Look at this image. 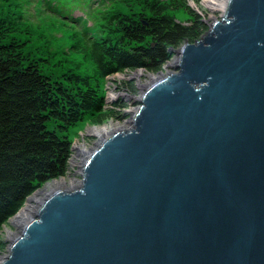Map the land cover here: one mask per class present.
Listing matches in <instances>:
<instances>
[{
	"label": "water",
	"instance_id": "1",
	"mask_svg": "<svg viewBox=\"0 0 264 264\" xmlns=\"http://www.w3.org/2000/svg\"><path fill=\"white\" fill-rule=\"evenodd\" d=\"M206 4L205 32L78 184L37 200L0 264H264V0Z\"/></svg>",
	"mask_w": 264,
	"mask_h": 264
},
{
	"label": "trees",
	"instance_id": "2",
	"mask_svg": "<svg viewBox=\"0 0 264 264\" xmlns=\"http://www.w3.org/2000/svg\"><path fill=\"white\" fill-rule=\"evenodd\" d=\"M30 1L73 27L68 47L33 25ZM189 1L0 0V254L7 248L1 231L27 198L67 175L70 130L126 117V102H108L103 82L137 70L160 73L174 48L205 32ZM180 9L187 20L176 17ZM76 56L93 67L83 69ZM117 84L137 93L134 81Z\"/></svg>",
	"mask_w": 264,
	"mask_h": 264
},
{
	"label": "rangeland",
	"instance_id": "3",
	"mask_svg": "<svg viewBox=\"0 0 264 264\" xmlns=\"http://www.w3.org/2000/svg\"><path fill=\"white\" fill-rule=\"evenodd\" d=\"M205 1L206 0H200L198 3H196L193 0L189 1V3L190 2L195 3V5L191 6V7L194 8V10L201 13L204 18H205V14L216 12V8H208ZM25 7L28 8L27 9V12H28L27 16L30 17L34 26H38L42 31H44L48 35L54 36L56 38L55 43L59 44V46L61 45L64 47H68L70 45V43H71L70 36L72 35V33L74 31L73 27L64 25L63 22L60 21V19L58 17H55L52 13H48V12L43 11V10L40 11V9H42V8L39 7L36 2L30 1V3L26 4ZM74 13H75V15L81 14V12L79 10H76ZM175 14H176V17L178 18V20H180V21H185L190 17L189 14L184 9H180V10L176 11ZM208 23L210 24L212 22H208ZM82 58L83 57H81V56H76V59H78V60H80ZM82 60H83V63H82L81 67L83 69H86V68L90 69L91 67H93V64L91 62H88L87 59L86 60L82 59ZM170 61L166 64V66L164 67V70L160 73H149V72H146L144 70H137V71L130 72L128 75L117 74L115 76H111L106 81V83L103 82V84H105V88H107L106 94H107V101L108 102L114 101L119 97L122 98L123 101L126 102L127 107L122 109V111H121V112H124L126 117L124 119L110 118V119L105 120L100 125H93L90 123H85V124L73 127L70 130V137L73 140V147L74 148L72 149V156L70 159V165H69L68 173L66 176L62 177L66 181L65 187H67V188L75 187L81 178L80 167H81L83 159L85 157H84V155H82V153L77 152L76 146L78 144H83L85 146V151H87V153H88L91 149L96 147V144L102 138L101 136L89 131V129L92 127H99V126L104 125V124H107L110 127L109 131H108L109 133H111L112 131L119 130V129L128 128L129 127L128 121H129L131 115L133 114V112L136 110V107L138 106V102L136 101V99L141 96L142 91L147 86H149L152 82H154L160 75H162L166 71ZM123 79H127L129 81H134V83L136 84V87H137V93H129L126 90L118 88L117 87L118 86L117 81L123 80ZM62 178H59V179H62ZM59 179H57V180H59ZM50 182H52V181H50ZM50 182H48V183H50ZM48 183L43 184L37 190L44 188L45 186L48 185ZM51 191L52 190H48V191H46V193L51 192ZM33 194H31V195H33ZM44 196H45V194L42 195V197H44ZM26 203H27V201L24 203L23 206H25ZM35 205H36V203L33 205V207ZM33 209L34 208H31V212H28V215L32 214ZM12 218L10 220L13 221ZM10 220L3 227L2 231H1V235L4 238V240L11 238L12 235H16L17 231H18L19 224L18 223L16 224L15 222L12 223V222H10ZM11 233H12V235H9Z\"/></svg>",
	"mask_w": 264,
	"mask_h": 264
},
{
	"label": "bare ground",
	"instance_id": "4",
	"mask_svg": "<svg viewBox=\"0 0 264 264\" xmlns=\"http://www.w3.org/2000/svg\"><path fill=\"white\" fill-rule=\"evenodd\" d=\"M206 3V1H205ZM109 126L107 124L101 125L99 127H92L89 129V131L104 137L105 135L109 134ZM76 150L79 153H82V155H85L87 153V151H85V146L83 144H78L76 146ZM66 186V181L65 179H59V180H53L52 182L48 183L47 186H45L42 189L37 190L33 195H31L29 197V200L27 201L26 205L24 206V208L15 216L13 217V221L17 224L20 222L21 219L24 218L25 214L28 213V210L31 209L33 207V205L37 202V200H41L42 199V195L46 193V191L48 190H55V189H60L62 187ZM9 235H12L9 234Z\"/></svg>",
	"mask_w": 264,
	"mask_h": 264
}]
</instances>
